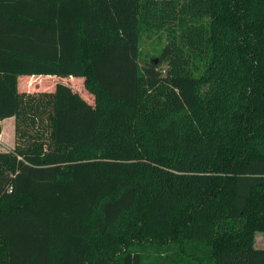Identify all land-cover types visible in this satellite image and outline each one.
<instances>
[{
	"label": "trees",
	"instance_id": "obj_1",
	"mask_svg": "<svg viewBox=\"0 0 264 264\" xmlns=\"http://www.w3.org/2000/svg\"><path fill=\"white\" fill-rule=\"evenodd\" d=\"M9 118L0 264H264V0H0Z\"/></svg>",
	"mask_w": 264,
	"mask_h": 264
},
{
	"label": "rangeland",
	"instance_id": "obj_2",
	"mask_svg": "<svg viewBox=\"0 0 264 264\" xmlns=\"http://www.w3.org/2000/svg\"><path fill=\"white\" fill-rule=\"evenodd\" d=\"M168 42H169L168 36L165 31H162L160 33L150 32V33L144 34L142 36L141 43H140L142 67H148L149 62H151L152 60H156L157 62L158 57L160 56V54L162 53V50L168 44ZM159 70L163 76L168 74L167 67H162ZM62 82L67 83L79 94L84 95L85 97L89 98L91 101L94 102L95 98H94L93 90L89 88V85L92 83L90 79L79 78V79L69 80L66 78H62ZM2 137L4 140L2 141L3 143L2 150L7 151L11 143L15 142V124H14L13 118L3 123ZM255 247L264 248V233L263 232H258L256 234ZM186 260H187L186 257L180 256L176 249L175 250L170 249V250H164L162 252V255L158 257L157 264H169V263L173 264L176 262H181L182 264H184Z\"/></svg>",
	"mask_w": 264,
	"mask_h": 264
},
{
	"label": "crops",
	"instance_id": "obj_3",
	"mask_svg": "<svg viewBox=\"0 0 264 264\" xmlns=\"http://www.w3.org/2000/svg\"><path fill=\"white\" fill-rule=\"evenodd\" d=\"M9 119H12V118H9ZM9 119H6V120H4L3 122H2V132H1V134H0V144H1V146H0V153H3V152H11V151H13V149H14V147H15V142L14 143H11V145H10V147L8 148V150L7 151H3L2 149V141H4L3 140V137H2V134H3V123L4 122H6L7 120H9ZM14 119V118H13ZM14 124H15V119H14Z\"/></svg>",
	"mask_w": 264,
	"mask_h": 264
}]
</instances>
